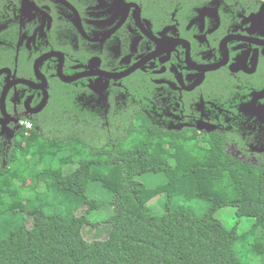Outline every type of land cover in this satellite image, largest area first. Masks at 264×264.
I'll use <instances>...</instances> for the list:
<instances>
[{
    "label": "flooded vegetation",
    "instance_id": "af4514ba",
    "mask_svg": "<svg viewBox=\"0 0 264 264\" xmlns=\"http://www.w3.org/2000/svg\"><path fill=\"white\" fill-rule=\"evenodd\" d=\"M61 99L264 166V0H0V164Z\"/></svg>",
    "mask_w": 264,
    "mask_h": 264
},
{
    "label": "trees",
    "instance_id": "16d2710c",
    "mask_svg": "<svg viewBox=\"0 0 264 264\" xmlns=\"http://www.w3.org/2000/svg\"><path fill=\"white\" fill-rule=\"evenodd\" d=\"M119 118L110 128L100 126L61 99L58 113L16 137L5 153L7 163L0 164V264H243L233 245L240 237L250 242L264 223V166L229 155L215 136L199 146L187 134L155 129L137 113ZM174 141L185 153L174 152ZM74 150V161L59 156ZM70 164L74 188H63V169ZM206 171L203 184L196 175ZM147 173L162 174L169 189L143 202L137 189L147 188L140 179ZM25 180L30 182L22 186ZM99 191L111 194L110 201ZM128 195L147 215L149 203L158 201L163 213L157 216H169L173 231L124 206ZM226 207L235 209L230 227L217 215ZM18 215L21 223L14 228ZM47 223L108 225L116 242L105 252L100 239L47 232ZM252 264H264V254Z\"/></svg>",
    "mask_w": 264,
    "mask_h": 264
},
{
    "label": "rangeland",
    "instance_id": "374dc122",
    "mask_svg": "<svg viewBox=\"0 0 264 264\" xmlns=\"http://www.w3.org/2000/svg\"><path fill=\"white\" fill-rule=\"evenodd\" d=\"M29 145H32V142H29ZM173 150L177 154H183L185 153V147L183 145H174ZM67 155L70 157L73 161L77 158V152L74 150L72 151H64L59 154V156H65ZM73 169V164L65 165L63 172L65 177H67L70 172ZM47 175H55V173H52V171L48 170ZM141 181L145 183L147 188H138L137 191L140 194V197L143 202L149 201L155 196H159L161 194L166 193L168 191L169 187L167 185H164V177L162 174H151L147 173L145 175H142L140 177ZM196 179H199L200 181H203V184L208 182L209 180V174L206 172L199 173L196 175ZM30 181L25 180L22 184V186L28 185ZM63 188H70L74 186L71 184V180L67 177L66 179H62L61 183ZM16 192H20V188L16 189ZM105 191H99V193H104ZM103 197L106 198V200L111 199L112 195L109 193H104ZM123 204L127 208L133 210L134 212L138 214H144L147 215L143 208L137 206L130 195L125 196L123 199ZM150 210L146 212L149 214L147 215V219L154 224L155 226H158L162 229H164L167 232H171L174 229V221L167 215L165 216H157L161 215L163 213L162 205L158 201H152L149 203ZM21 208L24 210V201L21 202ZM218 217L225 223L227 227H230L233 225L234 219H235V209L233 207H226L222 208L218 211ZM21 223V215H18L13 223V227L17 228ZM29 226H31V221L29 222ZM44 228L47 232H58L63 233L66 235H79L83 234V236L86 239H95L98 238L102 241V249L105 252L110 251V249L113 247L114 243L116 242V234L115 232L108 226L104 224H100L97 227L92 226H85L82 228L79 227H70V226H63L56 223H47L44 225ZM37 242V235L34 229H31V246H35ZM233 250L235 252L236 257L241 261L243 264H252L255 259L264 254V223L261 227H258L257 230L253 233V239L249 242L245 240L243 237H240L237 239L235 244L233 245Z\"/></svg>",
    "mask_w": 264,
    "mask_h": 264
},
{
    "label": "built area",
    "instance_id": "2783aa9c",
    "mask_svg": "<svg viewBox=\"0 0 264 264\" xmlns=\"http://www.w3.org/2000/svg\"><path fill=\"white\" fill-rule=\"evenodd\" d=\"M28 126H30L29 122L26 123Z\"/></svg>",
    "mask_w": 264,
    "mask_h": 264
}]
</instances>
